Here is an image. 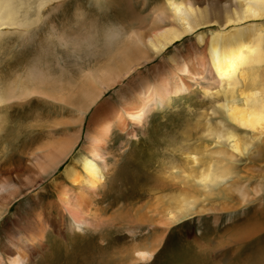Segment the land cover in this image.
Listing matches in <instances>:
<instances>
[{
  "label": "bare ground",
  "instance_id": "1",
  "mask_svg": "<svg viewBox=\"0 0 264 264\" xmlns=\"http://www.w3.org/2000/svg\"><path fill=\"white\" fill-rule=\"evenodd\" d=\"M48 2L59 6L65 0H0V26L18 33L32 31L30 27L43 22L45 7H41ZM168 5V15L155 11V17L164 20L171 16L172 25L148 34L137 32L135 42L107 44L94 65L98 72L80 78L75 85L67 80L64 89L71 96L81 92L83 97L74 140L55 145L53 153L43 145L34 147L40 150L37 155L29 152L36 169L22 164L13 169L0 167V216L12 200L25 198L9 220L0 221V226L5 224L0 236V264H155L158 249L166 251L164 232L170 223L186 215L200 194H211V189L228 179L218 191L222 199L215 209L229 216H243L232 223L230 231L244 247V264H264V80L259 79V69L264 65V27L260 24L264 0H240L236 7L223 10L220 23L201 21L206 12L191 2L168 0ZM214 24L217 28L200 30ZM192 32L196 35L187 43L185 53L177 48L168 59L154 61L155 55ZM37 44L35 53L22 52L11 66H23V75L10 69L0 78V122L10 109L33 94L52 96L55 92L50 81L28 72L33 65L43 64ZM139 48L144 54L131 58ZM148 62L151 64L139 69ZM13 70L14 76L7 77ZM213 81L224 82L214 93L221 96L212 99L224 111L225 120L206 125L205 136L213 133L217 143L227 142L233 155L262 143L241 167L216 158L219 148L212 150L208 145L204 150L209 156L201 164L196 165L200 156L195 150L185 149L181 155L189 168L171 160L152 183L140 168V161L120 162L132 155L129 147L124 154L128 139L123 136L143 134L145 129L146 134L154 131L153 107L165 104L171 95L193 92L191 83L207 89ZM82 124V143L73 157L62 163L75 146ZM117 142L120 150L115 149ZM58 168L61 170L56 176ZM47 178L48 188L42 185ZM159 191L173 194L159 201ZM144 192L154 199L141 208ZM141 223L149 231L155 228L160 233H140ZM160 256L165 258L164 253ZM199 257H190L188 262L182 257L181 264H199L195 261Z\"/></svg>",
  "mask_w": 264,
  "mask_h": 264
},
{
  "label": "rangeland",
  "instance_id": "2",
  "mask_svg": "<svg viewBox=\"0 0 264 264\" xmlns=\"http://www.w3.org/2000/svg\"><path fill=\"white\" fill-rule=\"evenodd\" d=\"M175 1L191 2L193 7L206 12H202L201 21L214 19L220 23L223 20V10L225 12V10L236 7L240 0ZM51 3L53 2L42 5L41 8L45 7L42 12L44 20L43 22L38 21L36 28L30 27L32 30L29 31L30 33L25 31L18 33L4 25L0 26V78H3L1 76L10 69L20 70V75H23L22 72H25L21 69L23 66H11L16 63L22 52L26 51L25 54L28 55L35 53L33 51L35 50L33 49L35 48L34 44L38 43L40 57L44 65H39L40 63L35 67L31 65L28 72L33 73L34 76L39 75L45 81H50L56 88L52 96L33 94L34 96L32 95V98L27 100L28 102L26 101L27 103L23 102V104L10 109L7 118L0 122V167L6 166L13 169L22 164L36 169L35 158L29 152L37 155L36 152L38 153L40 150L34 147L43 145L42 148L44 146L51 148L50 152L53 153L54 148L57 150L55 145L74 140L77 126L75 120L80 116V104H83V97L81 98L79 95L81 92L77 91L71 96V92L64 89L67 80L75 85L80 80L87 78L88 75L98 72L99 69H95L94 65L101 59V54L104 53L103 50L107 48V44L115 45L118 41L119 43L135 42L137 32L152 33L154 30L172 25L171 20H173L171 16L164 20H158L155 17L157 14L155 11L163 10L165 15H168L170 12L168 0H65L59 6ZM34 7L32 4L30 8L34 9ZM260 24L264 27V16L260 20ZM214 28H217V24L201 27L200 30L206 32L208 29ZM195 35L196 32H192L182 40L176 41L159 55H155L154 61L157 62L159 59L163 61L162 58L168 59L177 48L182 51L181 53H185L187 43H190ZM141 49L139 48V51L134 53L131 58L144 54ZM149 64L151 62L142 64L139 69H144ZM15 70L11 71L7 77L14 76L12 73ZM263 71L264 65L259 69L261 76L259 79L262 81L264 80ZM219 82L213 81L207 89L202 85L191 83L193 92L187 95L183 92L177 97L171 95L165 104L153 107L154 131L146 134L145 129L143 134L137 132L135 136L130 134H128V138L123 136L128 139V145L125 144L123 150H126L124 154L128 149H132V155L129 159H120V162L130 159L132 162L140 161V168L148 179L152 180V183L158 173L160 174L159 171L162 169L164 171L171 160H176L177 166L181 168L186 170L189 168V165L184 161V155H181V151L185 149V151L195 150L196 154L200 156V163L196 165L201 164L209 156V151L204 150V147L208 145L212 150L219 148L220 153L214 155L217 156L216 158L224 159L236 168L241 167L246 161V157L254 154L255 148L262 143L252 144L244 154L233 155L234 152L230 150L227 142L221 140L217 143L213 133L205 136L206 125L214 126L216 122L225 120L224 111L213 102L215 97L221 96L214 94L224 84V82ZM108 92L104 95H108ZM183 95L185 96L182 97ZM1 112L0 114H3ZM83 122L85 123L86 119ZM82 128L75 146L62 163H67L82 143L84 124H82ZM239 134L243 136V132ZM120 146L121 144L117 142L115 149L120 150ZM119 164H116V168ZM61 168H58L54 175H59ZM160 176L162 175L160 174ZM228 181L229 179L211 189V194L207 196L200 194L199 200L186 215L178 218L176 222L170 223L169 228L164 232V236L167 238L166 251H163V247L158 249L155 255V264H181L185 256L187 262L190 257L193 259L195 256H200L198 259L195 258L196 262L199 260V264H244L246 259L242 251L244 247L237 244L236 235L231 234L230 231L232 223L242 215L233 217V215L229 216L226 211L215 209L222 199V194L218 191ZM48 182L49 178L45 179L42 185L48 188ZM149 185L150 181L146 182L145 188ZM143 194V200L139 202L142 205L141 208H145L144 204L150 203L154 199L152 194L148 195L145 192ZM171 194H173L172 191L161 194L160 191L157 192V195H160L159 201ZM24 202V197L20 200H12L7 210L0 216V221L9 220L8 218L13 216V213L17 208L20 209ZM144 210L142 209V211ZM142 224L144 223L138 227L140 233L148 232V227ZM4 225L3 222L0 226V236L3 235ZM150 233L151 235L159 234L160 230L154 228L149 231ZM125 235L124 240H127L128 234L125 233ZM197 242L202 245L200 248L197 247ZM194 251L198 254H193ZM163 253L165 258L158 257Z\"/></svg>",
  "mask_w": 264,
  "mask_h": 264
}]
</instances>
